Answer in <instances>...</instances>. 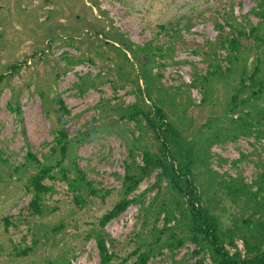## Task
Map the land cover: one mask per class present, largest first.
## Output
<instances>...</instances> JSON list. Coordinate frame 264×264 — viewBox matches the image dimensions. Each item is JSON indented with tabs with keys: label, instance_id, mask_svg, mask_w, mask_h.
<instances>
[{
	"label": "rangeland",
	"instance_id": "rangeland-1",
	"mask_svg": "<svg viewBox=\"0 0 264 264\" xmlns=\"http://www.w3.org/2000/svg\"><path fill=\"white\" fill-rule=\"evenodd\" d=\"M255 6L257 0H0V264H72L89 242L93 252L87 262L100 264L96 238L88 234L124 196L126 167L133 159L128 145L143 144L152 151H158L159 145L152 132L137 141L136 122L120 118L121 111L102 115V106L108 102L128 108L140 97L148 104L165 105L169 121L192 124L185 133L189 138L197 136L199 129L206 131L204 123L222 114L228 94L223 81L215 80L214 98L201 103L202 90L190 86L193 64L205 74L207 63L194 50L216 40L215 19L225 24L232 10L247 30L256 25ZM172 27L180 29L178 37ZM226 31H230L228 25ZM244 41V46L255 43L253 37ZM147 43L169 47L172 56H158L163 66L157 65L153 56L137 52V46ZM225 56L226 50H220L223 67ZM82 78L92 79L95 86L84 84L82 92L78 87ZM182 84L187 90L183 97L188 99L189 94L194 102L189 108L182 99L173 105L176 95L164 94L166 88L174 90ZM115 119L121 121L113 123ZM63 129L68 149L62 153L58 145L52 153ZM252 142L254 138H239L213 144L210 166L223 174H242L252 182L258 172L255 146L264 151V144ZM29 152L44 164L61 160L55 172L66 170L70 181L79 179L81 188L72 190L56 173V180H44L54 186L42 195L44 212L29 213L34 193L29 183L38 171ZM138 153L135 161L142 164ZM130 170L136 172L137 164H131ZM156 173L145 178L135 193L155 182ZM82 175L85 180L79 178ZM136 207L135 221L128 225L129 212ZM140 215L141 208L134 203L106 224L104 231L115 240L119 255L112 264L142 242L139 238L125 243L135 238ZM196 248L186 242L179 250L165 253L171 264H196L203 256L194 254ZM239 248L244 249L241 242ZM135 258L131 256L128 263ZM210 262L207 258L205 263Z\"/></svg>",
	"mask_w": 264,
	"mask_h": 264
},
{
	"label": "trees",
	"instance_id": "trees-1",
	"mask_svg": "<svg viewBox=\"0 0 264 264\" xmlns=\"http://www.w3.org/2000/svg\"><path fill=\"white\" fill-rule=\"evenodd\" d=\"M253 12L259 21L256 25H251L249 30L233 16V10L232 16L225 19V24L215 19L218 30L216 40H209L194 50L195 53L202 54L207 63L205 74H200L196 64H193L195 72L190 86L202 90L201 103H208L214 98L215 80L223 81L228 94L222 114L209 117L204 123L206 131L199 129L197 136L189 138L185 133L192 124L169 121L165 105H155L154 102L148 104L143 96L142 100L139 97V101L128 105V108L120 107V104L110 106L108 102L106 107H100L102 115L121 111L120 118L134 120L138 130L137 136L135 135L137 141L142 140L146 133L152 132L159 142L158 151H152L148 146H142L143 144L128 145L133 159L126 167L124 196L100 218L99 227L88 234V237L96 238L100 264H112L119 258L115 251V240L108 237L104 228L131 203H137L141 208V224L135 238H129L125 243L131 239L136 242L139 238L142 242L118 264H149L153 256L164 254L165 251L175 252L186 242L197 245L194 254L203 253L196 264H207V258L211 260L210 264H264V151L262 153L255 146V153L259 156L255 161L258 172L252 182H247L242 174H223L210 166V151L215 143L254 138L256 142H252L253 145L264 144V0H257ZM226 25L230 28L229 32L226 31ZM162 28L166 30L167 26L163 25ZM172 29H175L174 36L178 37L180 29ZM250 37L255 39L254 45L246 42L244 46V38ZM136 49L142 56H153L160 66L163 63H159L158 56H172L167 52L170 48L164 45L147 43ZM220 50L227 52L225 67L218 58ZM254 50L255 55L251 56ZM171 53H175L174 48ZM251 57L254 58L250 63ZM17 67L16 65L14 69ZM157 74L160 79V72ZM78 84L82 92L86 89L83 88L86 86L84 84H88V87L95 86L93 80L88 78H82ZM190 86L185 85V88L189 89ZM175 88H166L164 93L176 95L172 100L173 105L179 104L180 99L181 103L188 104V108L194 104L189 94L188 99L183 97L187 91L183 84L177 86V91ZM138 92L140 93V89ZM66 112L70 113L68 110ZM119 121L121 120L115 119L113 123ZM67 137L66 131L61 130L52 153L58 145H61L62 153H65L69 143ZM138 150L142 154V164L135 161L139 155ZM28 155L35 161L38 169L29 183L34 189L28 207L29 213L44 212L42 195L54 189L53 185L44 183V180H56V173L62 174L61 178L68 181L72 190L81 188L79 179L70 181L66 170L55 172V167L61 165V160L57 164H44L34 153L29 152ZM242 156L245 154L242 153ZM131 164H137L138 170L134 173L130 170ZM155 170V182L144 191L135 193L141 182ZM79 178L85 180L84 175ZM153 191L154 195H150ZM75 198L80 201L78 195ZM108 241L112 248L108 246ZM239 242L243 244V250L239 248ZM131 256L136 258L128 263Z\"/></svg>",
	"mask_w": 264,
	"mask_h": 264
},
{
	"label": "built area",
	"instance_id": "built-area-1",
	"mask_svg": "<svg viewBox=\"0 0 264 264\" xmlns=\"http://www.w3.org/2000/svg\"><path fill=\"white\" fill-rule=\"evenodd\" d=\"M132 204H134V203H131L130 205H132ZM135 204H137V203H135ZM130 205L127 207V209L130 207ZM137 205H138V204H137ZM127 209H126V210H127ZM126 210H125V211H126ZM137 210H138V208L136 207L135 210H133V211L131 210V211L129 212V216H128V218H129V224H128V225L134 223L135 218H134L132 215H133V212L135 213V211H137ZM128 211H129V210H128ZM128 211H127V212H128ZM115 218H116V217H115ZM112 219H114V218H112ZM112 219H111V220H112ZM111 220H110V221H111ZM114 223H117V221L111 222L109 228L112 229L113 226H111V225H113ZM124 223H125V222L122 221L121 226L124 225ZM97 246H98V244H97ZM108 246H109V244H108ZM98 249H99V248H98ZM91 252H93V251H92V245H91V242H89L88 245H87V247H86L85 252H81L79 255H77V256L72 260V264H91L92 262H90V263L87 262L88 256H89V254H90ZM149 264H171V261H170L169 258L166 256V253H164V254H161V255L153 256V257L150 259Z\"/></svg>",
	"mask_w": 264,
	"mask_h": 264
}]
</instances>
